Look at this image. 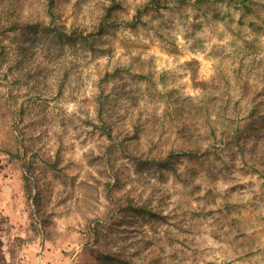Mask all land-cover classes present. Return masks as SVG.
I'll return each instance as SVG.
<instances>
[{
    "label": "rangeland",
    "instance_id": "obj_1",
    "mask_svg": "<svg viewBox=\"0 0 264 264\" xmlns=\"http://www.w3.org/2000/svg\"><path fill=\"white\" fill-rule=\"evenodd\" d=\"M114 1L0 0V264H264V0Z\"/></svg>",
    "mask_w": 264,
    "mask_h": 264
},
{
    "label": "trees",
    "instance_id": "obj_2",
    "mask_svg": "<svg viewBox=\"0 0 264 264\" xmlns=\"http://www.w3.org/2000/svg\"><path fill=\"white\" fill-rule=\"evenodd\" d=\"M53 1H54V0H49V6H51V5L53 4ZM198 1H201V2H202L203 0H198ZM241 2L243 3V4H242L243 7L249 9V7H250L249 4H246V2H245L244 0H241ZM150 3H151V4H148L147 7H151V5H153L152 7H155L157 10H160V9H162V8H167V7H169L168 4H162V3H161V0H151ZM118 7H120V4H119V3L116 4V2L113 0V3H112V5L110 6V8H114V9H116V8H118ZM141 12H142V9L139 8V10H138V14L140 15ZM88 37H89V35H86L84 39L88 41ZM99 115H100L101 117L103 116V108H101V107L99 108ZM111 133H112V129L109 128V129L107 130V134H108L109 136H111V135H112ZM137 210L142 211L144 214H148V215H157V214H158L156 211H153L152 209L147 208V207L142 206V205H141V206H138V207H137Z\"/></svg>",
    "mask_w": 264,
    "mask_h": 264
}]
</instances>
